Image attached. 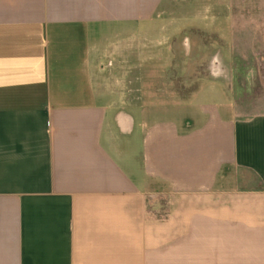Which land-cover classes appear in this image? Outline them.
Listing matches in <instances>:
<instances>
[{"label":"crops","instance_id":"1","mask_svg":"<svg viewBox=\"0 0 264 264\" xmlns=\"http://www.w3.org/2000/svg\"><path fill=\"white\" fill-rule=\"evenodd\" d=\"M230 1L0 0V264H264Z\"/></svg>","mask_w":264,"mask_h":264},{"label":"rangeland","instance_id":"2","mask_svg":"<svg viewBox=\"0 0 264 264\" xmlns=\"http://www.w3.org/2000/svg\"><path fill=\"white\" fill-rule=\"evenodd\" d=\"M233 5L232 0L229 2ZM245 19L253 20L258 14L255 10L259 4H264V0H246ZM232 8V6H231ZM229 19H228V17ZM236 12L231 9L230 11L224 10L221 12L219 24L228 23L232 24L236 18ZM220 28L219 30H221ZM114 33L108 32L107 38L115 40ZM212 46L221 50L224 44L221 39L213 38L210 40ZM107 39L103 37L102 45H106ZM240 47V60L234 61V72L232 74L231 86L234 90L236 97L241 98L245 102L244 111L246 114H253L262 108L264 104V43L252 42V40L241 41L238 45ZM108 64L106 61H103ZM219 83V82H218ZM111 98H117L115 96ZM203 97L200 101H205Z\"/></svg>","mask_w":264,"mask_h":264}]
</instances>
